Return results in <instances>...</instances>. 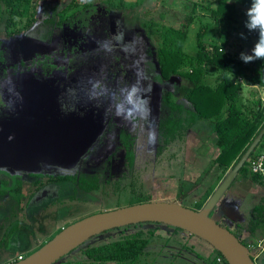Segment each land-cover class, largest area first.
<instances>
[{
    "label": "rangeland",
    "instance_id": "374dc122",
    "mask_svg": "<svg viewBox=\"0 0 264 264\" xmlns=\"http://www.w3.org/2000/svg\"><path fill=\"white\" fill-rule=\"evenodd\" d=\"M214 2L215 0H78V3H75L72 0H33L30 4L24 5L19 9L21 15L14 16L12 23L8 27H6L7 16H4L3 21H0V31L2 33H0V37L4 54L3 63H8L10 57L16 62H29L33 58L40 59L45 56H54L56 60L54 63L65 62L74 64L82 62L81 57L78 55L76 60H74V55H72L70 62H68L63 57L62 52L68 50V47L63 44V40L69 36L78 35L76 29L72 28L68 21L83 10L85 4L94 5L98 9V14L92 16L86 29L88 32L94 33L98 38L105 36L109 19L117 16L122 17L124 22L123 31L127 33L125 34V38L127 37L125 45L129 46L128 53L132 57V60L125 62V64L131 67L130 70L135 67V61L142 58H149L151 62L155 63L157 61L156 55L161 42L158 35L160 27L153 25L152 21H158L161 25H164L167 24L168 20L173 21L172 18L174 16L177 19H181L189 11V9L184 7L186 5L189 7L192 3H196L197 6L193 14V22L187 30V37L183 45V51L186 54L195 55L197 53L198 34L201 42L206 44L209 50L213 46H228L229 48L231 47L233 53H237L241 51V45H244L248 49L245 51L250 52L252 49H250L251 47L247 42L241 43L240 32L229 31L230 25L227 21L213 19L210 15V8L214 6ZM51 10H53L52 14L54 16L53 19L48 21L47 16L51 13ZM152 10L155 12H150ZM162 12L165 16L164 19L160 17ZM119 24L121 23L116 22L113 26H118ZM150 30L154 33H151ZM117 35L119 34L117 33ZM237 36L240 38H237ZM23 41H30L31 45L37 42L34 46L36 50H34L31 57H29L30 55H25L24 50H22ZM113 52V58H111V55L108 56L106 51L102 55L107 56L112 65L117 64L123 71L125 67L123 64H119V59L125 54L124 50L115 47ZM57 60L59 61L57 62ZM186 70L187 68H182L180 71L184 72ZM7 72L8 76L2 79L6 83L11 96H15L17 91L19 92L17 94L22 96L26 90L30 89V86H22L21 80L25 77H29L32 82H35L34 80L41 81L39 86L41 88L45 87L50 91L54 90L55 82H57L54 77L44 76L42 70L38 67H33L27 71L24 69L23 74L19 73L23 75V79L16 76V78L9 77L10 73L13 74L10 69ZM206 74L205 79L213 84L219 77V70L207 69ZM14 75L18 74L14 73ZM120 75L121 71L118 73V76ZM232 79L234 80L235 78ZM165 87L167 88L165 92L169 91L171 93V100L188 106L186 97L191 83L186 78L173 77ZM157 98L161 99L157 118H165L168 113V107L162 102L163 94L162 97L158 96ZM102 111L103 113L100 115L103 124L102 132L87 150L62 154L52 159L42 157L35 159L26 157L22 159L23 162L32 163L33 171L26 170V172L22 171L21 174L36 177V184L32 183L35 178L32 180L28 179V184L21 193V205H16L8 193H5L0 199V209H2L0 219L4 216V212L6 215H18V219L22 220L21 225L24 226L15 231L11 237L6 238L8 242L5 247H2L6 249H0V260L2 258H6V260L8 258L10 260L16 259L18 255L26 257L30 252L39 249L51 240L68 225L98 212L117 209V206L124 205L127 197H130L129 191L125 192L122 191V188L119 189L121 186L119 182L112 185L125 170V162L122 154L115 152V138L111 136V130H109L110 127L108 126L111 114L110 108L102 109ZM116 113L123 115L125 110L123 112L120 110ZM123 117L119 128L127 132L134 131L133 133L138 129L140 147L144 148L148 153H153L156 141L146 137L148 121L143 124L142 120L137 119L142 116L134 117V114H131L130 111H126ZM8 119H11L8 115L0 116V121ZM114 121V119L110 120L111 123ZM106 127L109 129L105 131ZM153 142L154 144H152ZM214 142V136L211 134L207 124L203 121H198L193 129L184 136L183 141L175 142L174 153L166 152L169 155V163L173 165L171 168H175L176 176H168V184L162 183L159 179L150 181L149 183H153V189L155 190L154 197L159 198L160 201L179 204L178 186L180 183L182 181L194 182L200 180L203 182L204 188L201 194L197 192L193 199L194 201L205 202L215 190L219 177H221L220 171H216L212 167V160L218 151ZM0 147L5 153L6 149L9 148L6 145ZM7 151H11V149ZM2 153L0 151L1 159L4 158L5 154ZM6 154L8 160H14V154L11 155L8 152ZM20 154V157H25V154ZM146 157L147 160L150 159V156L146 155ZM96 163H98V168H104L103 178H106V180H103V183H108L104 188L86 190L79 186L74 193L66 194L67 191L65 190L57 195L56 184L43 185V182L47 180L46 178L53 175L51 173L44 176L42 174L44 172L50 173L52 171L60 175H72L82 171L89 172L87 170H92L90 167H94ZM144 163L138 162L136 169L142 171ZM205 190L207 193L203 194ZM31 194L32 197L27 201ZM262 196H264V189L260 185L251 182L248 175H244L241 172L224 192L215 209L210 213V217L215 221L218 219L220 221L221 215L225 216L228 221H225V223L220 221V225L230 230L235 236L242 233L241 237L244 239L242 243L248 244L247 246L253 254H257L264 237V229H257L255 234H251V239L244 237L250 233V230L246 227L251 217L250 209ZM18 198L19 195L15 197L16 200ZM25 202L27 203L22 209V204ZM191 206H194V204H191ZM231 222H234L235 229L229 224ZM138 229L144 231L153 230L154 233L144 253L134 260L132 264H214L217 252L205 241L194 235L172 227L168 228L164 225L155 224H145ZM7 231L9 232L10 230ZM133 231L132 228H129L124 235L132 234ZM120 237L121 235L117 230L97 235L86 241L79 248L63 256L54 264L86 263L82 256L83 250ZM262 255H264V251ZM257 259L256 264H264L263 256Z\"/></svg>",
    "mask_w": 264,
    "mask_h": 264
},
{
    "label": "flooded vegetation",
    "instance_id": "af4514ba",
    "mask_svg": "<svg viewBox=\"0 0 264 264\" xmlns=\"http://www.w3.org/2000/svg\"><path fill=\"white\" fill-rule=\"evenodd\" d=\"M95 8L96 13L87 17L86 25H82L81 19L76 20L74 17H72L71 20L69 19L70 21H68V24H70L72 28L74 27V29H76L78 35H72L63 40V44L68 47L67 51L62 52L63 57L70 62L69 60L72 55H74V60H76L78 55L81 57L82 62L74 64L65 62L54 63L56 61L54 56H45L40 59L33 58L29 62H16L10 57V61L8 63H3V54V59L0 61V116L8 115L11 119L2 120L0 121V124L15 122L17 124L24 125L33 123L37 126L40 123L50 124L56 116V119L68 120L71 116L85 118L92 113L94 121L100 126V130L97 133L98 137L103 129L100 116L103 113L102 109L110 108L111 114L108 120V126L110 129L106 127L105 131L108 129L111 130V136L115 138V152L121 153L125 162V170L117 177L112 185L119 182L121 185L119 189L127 187V191L130 192V190H128V186L132 183L134 177L138 176V179L143 181L142 191L145 198L149 199L147 202L160 201L159 198L154 197L155 190L153 189V183L150 184L149 182H152L154 179H159L162 183L168 184L167 177L171 175L173 177L176 176L174 171L175 168H171L173 165L172 163H169V155L166 152L170 151L171 153H174L175 142H179L181 140H176L170 145H164V140L161 136V128L166 117L157 118V112L159 111L158 107L161 101V99H158L157 97H162L163 94L162 102L166 105L164 97L167 94H170V103L180 104L171 100V93L169 91L165 92V89H167L165 85H167L170 79L179 76H173L167 81L159 80V66L157 61L156 63L151 62L149 58H142L135 61V67L132 68L131 71V67H128V65L125 64V62L132 60V57L128 53L129 46L125 45V39L127 38H125V34L127 33L123 31L122 26L124 22L122 17L117 16L116 18L112 17V19H109L105 36L103 38H98L94 35V33L92 34L86 30L92 16H96L98 14V9L96 6ZM48 18L47 19L49 21L50 19H53V16L50 15ZM116 22H120L121 24L113 26ZM117 33L119 35H117ZM36 43L37 42L31 45L30 41H23L22 50H24L25 55H30L29 57L32 56L34 50H36V47H34ZM115 47H119V49L122 48L125 52L122 58L119 59V64H123L125 67L123 71L122 68L117 66V64L112 65L107 56L102 55L106 51L108 56L111 55V58H113V50ZM58 61L59 60H57V62ZM33 67L40 68L44 76H51L57 80L54 85V90L51 89L52 91H50L45 87L41 88L39 86L41 81L34 80L35 82H32L29 77H25L23 79V75L19 74H23L24 69L27 71ZM8 69L13 71V74L10 73L9 77H21V79H23L21 80V83H23L22 86H30L29 90H26L23 94L21 93L22 96L17 94L19 93L18 91L15 96L10 95L9 89L2 79L5 76H8ZM120 71L121 75L118 76ZM14 73L18 75H14ZM133 89L136 91L135 95L132 97V102L130 103L129 94L133 91ZM142 101H145L146 103H141ZM120 110L122 112L125 110V114L126 111H130L131 114H134V117L142 116L137 119L142 120L143 124H146V121H148V131L146 132V137L147 139L156 141V147L153 153H148L144 148L140 147L141 142L140 138H138V129L135 130V133H133L134 131L127 132L119 128V124L124 118L123 115H125H122L121 113L119 115L116 113ZM111 119H114L115 123H111ZM152 125L153 127H151ZM97 137L91 141L90 144L83 147V149L77 148L79 150L63 154H71L77 151L81 152L87 150L91 145H93ZM152 144H154V142ZM8 149H6V153H11L7 151ZM0 151L5 153L2 147H0ZM6 153L4 154L3 159L0 158V160H2L0 161V199L5 193H8L11 199L15 201L16 205H21V193L23 188H25L28 184V179L32 180L35 178L32 183L36 184V177L21 174L22 171H33L32 163L23 162L22 159H25L26 157L35 159L37 157L27 156L26 154L25 157H20L19 155L21 154L18 152L19 154L14 153V160L10 161L7 159ZM146 155L150 156L149 160H147ZM42 158L52 159L54 157ZM138 162H145L142 171H138L140 169H136ZM98 163H96L94 167H90L92 170H87L89 172L82 171L81 173H74L72 175H60L59 173L56 174L52 171L50 173L44 172L42 173L44 176L51 173L53 175L51 177H47V180H45L46 183L43 182V185L50 183L56 184L57 195L61 194V192L65 190L67 191L66 194H69L70 192L74 193L77 190V187L80 186L79 183L82 184L85 180H89L88 178L97 176V183H99L100 186L96 189L99 190L101 187L104 188L108 183H103V180H106V178H103L104 168H98ZM100 179L102 180L100 181ZM180 185L178 186V193H180ZM32 194L27 201L30 200ZM17 195H19V198L16 200L15 197ZM181 196L182 195L179 194L178 198ZM26 203L27 202L22 204V209H24ZM126 206L130 205L124 203V205L117 206V208ZM0 212H2V209H0ZM17 216L18 215L14 214L6 215L4 212V216L0 219V242L2 241V247L7 245V237H11L15 231L19 230L20 227H24L21 225L22 220L18 219ZM7 230L10 231L8 232ZM248 236H251V234ZM240 240L241 243L244 241L242 237ZM2 247H0V249ZM263 251L264 237L261 241L257 254L252 253L253 255H256L254 259L255 262L257 258L260 259L261 256L264 257V255H262ZM20 257L21 259L24 258L23 256H18L12 263L20 260ZM216 259L217 257H215L214 262H216Z\"/></svg>",
    "mask_w": 264,
    "mask_h": 264
},
{
    "label": "trees",
    "instance_id": "16d2710c",
    "mask_svg": "<svg viewBox=\"0 0 264 264\" xmlns=\"http://www.w3.org/2000/svg\"><path fill=\"white\" fill-rule=\"evenodd\" d=\"M72 1L78 3V0ZM31 2L33 0H0V21H3L4 16H7L6 27H8L12 23L14 16L21 15L19 9ZM250 4L251 0H215L214 6L210 8V15L213 19L227 21L230 25L229 31H238L243 34L245 38L241 37V43L247 42L251 47L250 49H252L257 41L258 33L255 31L248 32L244 26L246 21L245 13ZM196 6V3H192L189 7L186 5L184 8L189 9L187 14H184L181 19H177L174 16L172 18L173 21L168 20L167 24L161 25L158 21H152L153 25L160 27L158 35L161 42L156 55L159 66V80L167 81L173 76H179L186 78L191 83L186 97L187 107L182 104L170 103V94L164 97L169 113L162 124L161 136L163 137L164 145H170L176 140L183 141L186 133L192 130L198 121H203L207 124L211 134L214 136V144L218 150L212 160V167L221 173V177L218 180L219 183L236 164L253 138L264 126V100L258 97L247 102L243 97L244 86H255L264 89V59H254L252 62L244 63L240 59L241 53L252 54L251 50L250 52L245 51L248 49L244 45H241V51L237 53H233L231 47L229 48L228 46H213L209 50L207 45L201 42L199 34L197 53L195 55L186 54L183 51V45L187 37V30L193 22ZM150 12L155 11L152 10ZM52 13L53 10L47 17L50 15L54 16ZM95 13L96 8L94 5L85 4L84 9L78 12L74 18L76 20L81 19L82 25H86L87 17ZM160 17L162 19L165 18L163 12ZM237 38L240 37L237 36ZM2 59L3 49L0 37V61ZM182 68H187V70L181 72ZM207 69L219 70V77L213 84L205 79ZM232 78L235 79L233 80ZM259 146L260 143L251 153L238 174L242 172L244 175H248L251 182L260 185L264 189V179L248 169V162ZM88 179L82 184L79 183V185L86 190L96 189L100 186L97 183V176ZM142 185L143 181L138 179V176L134 177L132 183L128 186V190L131 193L125 204L134 205L149 200L143 194ZM180 186L179 194L182 196L179 197V204L193 210L201 209L207 199L205 202H198L194 201L193 198H195L194 195H197V192L201 194L204 188L203 182L199 180L184 183L182 181ZM122 191L127 192V187H124ZM206 193L207 191L205 190L203 194ZM191 204H194V206H191ZM250 216L246 226L250 230L249 234H255L257 229H264V196L252 206ZM145 224L153 223H140L113 229L120 233V238L87 247L82 251V256L86 263L77 264H132L134 260L144 253L150 239L153 237V230L144 231L138 229ZM129 228L134 230L132 234L124 235ZM235 237L241 241L239 234ZM216 257L221 259V264H227L220 254L217 253ZM214 264L217 263L214 262Z\"/></svg>",
    "mask_w": 264,
    "mask_h": 264
},
{
    "label": "water",
    "instance_id": "95a60500",
    "mask_svg": "<svg viewBox=\"0 0 264 264\" xmlns=\"http://www.w3.org/2000/svg\"><path fill=\"white\" fill-rule=\"evenodd\" d=\"M60 117V116H59ZM57 118V116H56ZM54 118L50 124H0V146L6 145L10 154L32 157H57L90 144L100 126L90 113L85 118L71 116L68 120ZM264 135V126L226 173L203 207L193 210L175 202L151 201L92 214L58 232L51 240L23 259L11 264H54L63 256L104 232L140 223H153L179 229L209 244L227 264H256L253 255L230 230L210 217L224 192L247 162ZM19 152V153H18Z\"/></svg>",
    "mask_w": 264,
    "mask_h": 264
},
{
    "label": "clouds",
    "instance_id": "9594fccd",
    "mask_svg": "<svg viewBox=\"0 0 264 264\" xmlns=\"http://www.w3.org/2000/svg\"><path fill=\"white\" fill-rule=\"evenodd\" d=\"M246 21L245 28L248 32H257L258 38L254 47L251 50V55L241 53L240 59L244 63L252 62L254 59H264V0H251L250 7L245 13ZM242 38H245L241 34ZM135 89L129 94V102H132V97L135 95ZM141 103H146L142 101Z\"/></svg>",
    "mask_w": 264,
    "mask_h": 264
},
{
    "label": "crops",
    "instance_id": "0c3cea01",
    "mask_svg": "<svg viewBox=\"0 0 264 264\" xmlns=\"http://www.w3.org/2000/svg\"><path fill=\"white\" fill-rule=\"evenodd\" d=\"M244 96V99H245V101H250L251 99L253 100V99H256V98H258V97H260V99L261 100H264V89L263 88H259V87H255V86H244V94H243ZM183 105V104H182ZM184 106H186L187 107V105H184ZM226 175V174H225ZM237 176H238V174H237ZM237 176L235 177V179L233 180V182L237 179ZM224 178V177H223ZM222 178V179H223ZM239 182V181H238ZM185 183V182H184ZM220 183V182H219ZM218 183V184H219ZM238 185V184H237ZM217 187V186H216ZM213 193V192H212ZM220 221L221 222H224L225 223V221H228V219H226V217L225 216H220ZM219 220V219H218ZM217 220V222L220 224L221 222L220 221H218ZM223 224V223H222ZM229 224H231V227L233 228V229H235V225H234V222H231V223H229ZM244 234H246V233H244ZM240 235V239H241V233L239 234ZM245 236V235H244ZM244 238H250L251 239V236H245ZM0 247H2V241L0 242ZM1 249H6V248H1ZM18 256H21V255H18ZM15 259H9L8 258V260H6V258H2L1 260H0V264H11L13 261H14Z\"/></svg>",
    "mask_w": 264,
    "mask_h": 264
},
{
    "label": "built area",
    "instance_id": "2783aa9c",
    "mask_svg": "<svg viewBox=\"0 0 264 264\" xmlns=\"http://www.w3.org/2000/svg\"><path fill=\"white\" fill-rule=\"evenodd\" d=\"M248 169L264 179V135L260 141V146L248 162ZM19 259H21V257ZM216 263L221 264V259L219 257H217Z\"/></svg>",
    "mask_w": 264,
    "mask_h": 264
}]
</instances>
